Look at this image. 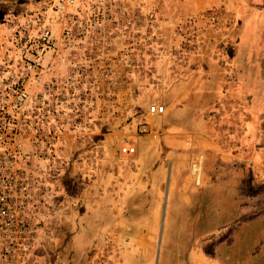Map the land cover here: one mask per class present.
<instances>
[{
	"label": "crops",
	"instance_id": "0c3cea01",
	"mask_svg": "<svg viewBox=\"0 0 264 264\" xmlns=\"http://www.w3.org/2000/svg\"><path fill=\"white\" fill-rule=\"evenodd\" d=\"M253 1L119 0V12L138 15L144 54L142 70L127 83V92L137 94L131 118L125 114L120 127L101 129L91 145L99 155L94 160L88 144H67V160L83 150L75 157L74 189L52 195L41 234L52 238L65 226L80 236L83 220L98 233L119 220L138 230L153 218L151 191L163 187L166 176L181 183L174 188L201 189L179 205L200 202L211 229L251 214L264 222V56L258 47L264 8ZM148 17L155 23L150 33ZM152 102L163 112L149 114ZM141 121L148 132H136ZM182 215L199 219L192 208ZM46 247L50 255L52 247L40 249Z\"/></svg>",
	"mask_w": 264,
	"mask_h": 264
},
{
	"label": "built area",
	"instance_id": "2783aa9c",
	"mask_svg": "<svg viewBox=\"0 0 264 264\" xmlns=\"http://www.w3.org/2000/svg\"><path fill=\"white\" fill-rule=\"evenodd\" d=\"M119 7V0H52L0 23V264H26L49 200L65 186L67 144H88L94 160L101 129L131 116L137 94L127 83L144 54L138 15ZM154 27L148 17L146 32ZM163 109L147 106L149 114ZM136 132H148L144 121Z\"/></svg>",
	"mask_w": 264,
	"mask_h": 264
},
{
	"label": "rangeland",
	"instance_id": "374dc122",
	"mask_svg": "<svg viewBox=\"0 0 264 264\" xmlns=\"http://www.w3.org/2000/svg\"><path fill=\"white\" fill-rule=\"evenodd\" d=\"M35 1L42 8L52 3V0ZM213 4H223V1ZM253 4L264 8V0H254ZM13 5L21 9L10 11ZM30 14H33V0H0V23ZM262 23L264 25V16ZM261 30L262 41L258 47L264 56V27ZM75 157L72 154L69 158L65 173L67 181L63 179L67 186L62 191L66 192L68 187L69 193L74 189V179L78 175ZM193 175L199 184L200 175ZM175 184L181 183L171 182L166 176L163 187L151 191V202L157 201L149 206L153 218L145 221L138 230L131 228L130 221L119 220L115 228L103 227L99 235L97 231L86 230L87 222L83 220L80 236L64 226L51 238L44 232L41 234L44 223L26 264H264V251H261L264 249L263 221H254L255 215L251 214L211 229V222L205 220L204 205L200 202L196 208L190 203L179 205L181 200L196 198L201 189L174 188ZM199 200H204L202 195ZM191 208L192 216L199 219L182 220L183 211ZM48 240L53 243L49 244ZM47 245L54 249L52 255H49L48 247L44 250Z\"/></svg>",
	"mask_w": 264,
	"mask_h": 264
},
{
	"label": "trees",
	"instance_id": "16d2710c",
	"mask_svg": "<svg viewBox=\"0 0 264 264\" xmlns=\"http://www.w3.org/2000/svg\"><path fill=\"white\" fill-rule=\"evenodd\" d=\"M63 179H65V176H64V178ZM66 181H67V179H65ZM65 185L67 186V184L65 183Z\"/></svg>",
	"mask_w": 264,
	"mask_h": 264
}]
</instances>
